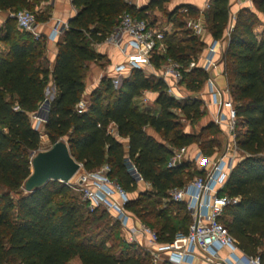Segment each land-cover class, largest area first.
<instances>
[{"label":"trees","instance_id":"obj_1","mask_svg":"<svg viewBox=\"0 0 264 264\" xmlns=\"http://www.w3.org/2000/svg\"><path fill=\"white\" fill-rule=\"evenodd\" d=\"M170 1L150 0L138 7L132 0H72L78 12L62 27L53 70L44 35L35 38L21 30L13 16L0 27V43L4 45L0 47V264L152 261L151 254L139 251L121 236L123 227L109 211L102 207L90 210L68 183L51 180L35 192H20L32 172L33 154L41 147V129L31 119L40 112L45 116L41 126L51 143L67 138L72 156L85 171L95 172L108 164L110 177L130 196L140 182L133 169L141 181L151 185L152 193L141 194L139 199L131 196L126 208L157 232L161 244L188 233L191 214L185 203L171 200L169 192L204 174V170L190 162L173 167L169 164L176 150L193 144L200 145L207 157L217 152L219 144L214 139L222 130L216 123L210 122L196 133L185 130L181 121L185 118L192 126L200 122L206 115L203 102L191 96L179 99L163 78L145 68H132L118 86L112 77H104L101 87L86 100V109H78L86 91L84 70L90 62L103 58L94 43H103L125 12L146 19L153 27L149 11L163 10ZM40 2L0 0V10L15 13ZM254 6L264 14V0H254ZM49 12L47 7L34 13L41 22L49 20ZM253 13L247 8L240 10L223 56L224 73L237 109L236 138L242 156L220 192L238 199L224 208L221 222L244 255L259 257L264 264V33L259 37L254 32ZM198 15L197 7L179 5L171 16L183 29L184 38L165 30L164 48L152 58L157 69L169 58L180 64L181 82L192 92H199L209 79V72L199 64L206 44L187 27V18ZM204 16L214 40H225L231 0H210ZM193 60L198 65L190 68ZM51 75L58 94L44 105ZM146 91L157 93L155 110L140 105ZM148 127L159 133L161 140L150 135ZM206 138L208 144L203 142ZM19 192L15 199L13 194ZM144 199L147 202L143 203ZM110 221L117 227L113 234L109 232ZM111 238L118 241L120 253L108 246Z\"/></svg>","mask_w":264,"mask_h":264},{"label":"built area","instance_id":"obj_2","mask_svg":"<svg viewBox=\"0 0 264 264\" xmlns=\"http://www.w3.org/2000/svg\"><path fill=\"white\" fill-rule=\"evenodd\" d=\"M238 1L246 3L254 0ZM209 7L210 0L206 2L205 8ZM12 16L17 20L21 30L31 32L35 38L43 35L38 30L39 22L34 12L22 9ZM192 29L195 35L201 36L206 27L201 20H196ZM53 32L55 35L62 33L59 23L55 25ZM163 39L164 33L151 27L146 19H137L130 13H123L105 40L121 48L125 53L128 49L130 51L126 55V60L115 67V75L112 76L114 84L118 86L129 69L153 67L152 58L156 52L164 48ZM217 46L216 40L209 46L208 55L201 65L206 71L216 64ZM197 65V61L193 60L190 68ZM162 67V78L168 84L170 92L175 95L176 90L181 88L183 79L180 64L169 58ZM168 79H172L173 82L169 84ZM212 91L213 103L226 110L221 111L216 120V124L225 125L227 128L229 138L225 149L216 159L199 152L196 162L199 163L200 169L204 170V174L194 177L183 187L173 188L169 192L170 199L185 203L191 214L192 222L187 234H179L173 242L161 244L153 228L138 221L127 211L126 207L131 196L110 177L111 168L108 164L95 172H83L78 179L79 183L75 185V189L82 193L90 210L102 207L121 223L127 233L126 241L146 243L153 264H262L259 257L246 256L239 250L236 239L221 222L224 208L238 200L220 193L236 164L237 151H239L236 138L237 109L232 98H225L218 90ZM224 93L230 95L229 88ZM86 106L84 101L80 102L79 112L85 110ZM38 114L35 115L39 116ZM38 119L36 128H39L43 122L42 118ZM183 151L184 149L175 151L169 164L171 167L183 162ZM133 174L138 180H142L135 169ZM224 248L230 251L227 256L220 254Z\"/></svg>","mask_w":264,"mask_h":264},{"label":"crops","instance_id":"obj_3","mask_svg":"<svg viewBox=\"0 0 264 264\" xmlns=\"http://www.w3.org/2000/svg\"><path fill=\"white\" fill-rule=\"evenodd\" d=\"M208 1L209 0H180L179 5L191 4L195 7H197L199 10H202L205 8L206 2H208ZM238 2H239L238 0H231V11L236 12L240 9V7H243V6H240V4ZM132 3L138 5V3H136V1H134V0H132ZM47 7H50V12H49L50 18L47 21L39 22L38 30L47 38V56H48V59L50 61V68H51V70H53L54 65L56 63L57 54H58V43L62 37V33L55 35V33L53 32V29H54L55 25H57L58 23L60 24L61 29H62V27L66 26L68 24L69 20L77 14L78 10L73 5L72 0H41V2L39 3V9L45 10ZM138 7H141V6L138 5ZM12 14L13 13H10L9 11L0 10V27L6 22V20L8 19L9 16H12ZM227 32L228 31H226L225 37H226V35H228ZM200 39L202 41H204L206 44L202 54L199 57V64L203 65L204 60H205V58L209 52V46L211 44H213V42H215V40H214L211 32L207 28L205 29V32L200 36ZM226 39H227V37H226ZM226 39L225 40H218L216 64L214 67H212L208 71L209 72V79L205 82L202 90L196 96H194L195 98H198L203 102V108L206 111V115L204 118L208 119L207 124L210 122L216 123V120L218 118V114L221 111H224V112L226 111L225 108L222 109V107L213 103V91L212 90H218L219 92L224 94L225 98H228V97L231 98V95L224 93L225 90L228 88V81H227L226 75L224 73V62L220 58L221 49L223 48L224 42H226ZM101 44L102 43H97V45H95V49L100 54L107 55V60H110L111 63L106 68V70L108 71V73L111 74V77H112L115 75V67L118 64H120L126 60V55H127V53H130V51L128 49L125 53L121 50V48H118L114 45L111 46L108 44V46H107L108 49H106V51H107L106 52V51H103L101 48L98 47V46H101ZM0 47L3 48L4 45L2 43H0ZM124 47H125V45H124ZM162 50L163 49H161L160 52ZM90 67H91V69H90L91 73L90 74H95V76H96L95 78H97V79L99 78V76H100V78H103V75H102V74H104L103 73L104 72L103 67L99 66L97 64V62L91 63ZM161 68L157 69L153 66V67H149L147 70H148L149 74H154L155 76L162 78V69ZM97 79H95V80L93 79V81L90 80L88 85H91V84L95 85L94 81H96ZM220 81L224 82L226 84L224 89H222L220 87V85H219ZM172 82H173L172 79H168L169 84H171ZM88 85L86 86V91H85L86 95L88 93V88H89ZM94 89H95V87L92 88V90H94ZM178 90H176L175 94L177 93ZM45 93H46L47 99H49L50 101L54 100L58 94V91H57L56 86H55L54 78L52 75L50 76V81H49V84L45 90ZM194 93H196V92H194ZM156 98H157V93L151 92V91L144 92L142 97L140 98L141 107L142 108H150L152 110H155L157 108ZM83 101L86 102V100H84V99H83ZM218 126L222 130L221 133H225L228 136V133L226 132V130H227L226 126L225 125H222V126L218 125ZM114 131H115V128H114ZM147 132L150 135L156 137L158 140H161L159 133H157L153 128L148 127ZM228 138L229 137H227V140H228ZM199 152H201V150H200V148L196 147V144H193V145L185 148L183 151V154H184L183 162H190L194 165L195 168L197 166V169H200L199 163L196 162V156L198 155ZM210 157H211V159H216L219 156H217V152H216L214 155H212ZM237 161L238 160H236L235 163H237ZM229 252L230 251L228 248H224L223 250H221L220 254H221V256H227L229 254ZM201 264H204V263H201Z\"/></svg>","mask_w":264,"mask_h":264},{"label":"rangeland","instance_id":"obj_4","mask_svg":"<svg viewBox=\"0 0 264 264\" xmlns=\"http://www.w3.org/2000/svg\"><path fill=\"white\" fill-rule=\"evenodd\" d=\"M134 1H136V3H138V5L139 6H145V5H147L149 2H150V0H134ZM179 2H180V0H171L170 2H168V3H166L165 4V6H164V9L163 10H151V11H149V13H148V20H149V22L153 25V27L156 29V30H158V31H161V32H164L165 30H168V32H169V34H173V33H175L176 32V36H177V38H184V35L182 34V30L183 29H180V28H178V26H177V22H172L174 19H175V17H172L171 16V13L179 6ZM239 4H240V6H243V7H240V9L238 10V11H236V12H233V11H231V18H230V23H229V25H228V27H227V30L226 31H228L227 32V34L228 35H226V37H227V39H226V42H224V46H223V48L221 49V53H220V58H221V60H223V56H224V53H225V51H226V47H227V44H228V38H229V36H230V33L233 31V29L235 28V25H236V23H237V20H238V17H239V12H240V10L241 9H243V8H247V9H249L251 12H254L253 13V18H254V32L260 37L263 33H264V14H262V13H260V12H258V11H256V9H255V6H254V1L253 2H246V3H244V2H238ZM137 5V6H138ZM206 9H208V8H204V9H202V10H199V15L197 16L198 18H196V19H193V18H187L188 20H187V23H188V25H187V27L188 28H190L192 31H193V29H192V27H193V22L194 21H196V20H201V23L207 28V26H208V22H207V20H206V18H205V16H204V12H205V10ZM30 10L31 11H33V12H38L40 9H39V5H34V6H32L31 8H30ZM186 27V28H187ZM194 32V31H193ZM104 44V45H103ZM108 44L109 45H111V46H113L112 44H110V43H107L106 41H104L102 44H101V46H98L99 48H101L103 51H106V49H108L107 48V46H108ZM95 45H97V43H94V47H95ZM107 52V51H106ZM101 62V63H100ZM100 62H97V64L99 65V66H101V67H103V70H104V74H102L103 75V78L104 77H111V74L110 73H108V71L106 70V68L109 66V64L111 63L110 62V60H107V55H103V58H102V60L100 61ZM224 62V61H223ZM91 63H93V62H90L87 66H86V70H84V79H85V82H86V86L89 84V81L90 80H92L93 81V79L95 80V79H97V78H95L96 76H95V74H90L91 72H90V69H91V67H90V64ZM163 68V67H162ZM161 68V69H162ZM146 70L148 69V68H145ZM147 72H148V70H147ZM149 73V72H148ZM103 78H100V76H99V78L96 80V81H94V83H95V85H88V93H87V95L85 94L84 96H83V99L84 100H88L89 98H90V94L95 90V89H99L100 87H101V81H102V79ZM220 87L222 88V89H224L225 88V86H226V84L224 83V82H221L220 81ZM93 87H95V89L94 90H92V88ZM92 90V91H91ZM202 90V89H201ZM200 90V91H201ZM91 91V92H90ZM199 91V92H200ZM199 92H196V93H194V92H192V91H190V90H188L187 88H186V86L184 85V83H182L181 82V88L177 91V93L175 94L179 99H183V98H186V97H189V96H191V97H194V96H196ZM232 98V97H231ZM39 116H36L35 114H33L32 115V122H33V124L35 125V127H36V125L38 124V122H39V119L38 118H42L43 119V122L45 121V116H44V113L43 112H40L39 114H38ZM207 118H204V119H202L200 122H198L195 126H192L190 123H189V121H187L185 118H181V121H182V123H183V127H184V129L185 130H187V131H194V132H196V133H200V131H201V128L205 125V124H207ZM41 125H42V123H41ZM40 125V127H39V129H41V133H42V138H41V147H40V151H42V150H47V149H49L50 147H52L53 146V144L51 143V141H50V139H49V137L45 134V132H44V129H43V127ZM42 127V128H41ZM227 134H225V133H221V134H219V135H217L216 137H215V141H214V143H216V144H219V147L217 148V156H220V154L224 151V149H225V145H226V142H227ZM210 138H214V137H210ZM65 141H67V138H63ZM203 140V139H202ZM208 141H209V138H206L203 142H207V144H208ZM196 147L197 148H200V145H198V144H196ZM198 151V150H197ZM35 154V153H34ZM33 154V155H34ZM241 154L239 153V151H237V156H236V160H239L240 158H241ZM189 158V157H188ZM194 166V165H193ZM196 168H197V166H196ZM83 172H85V170H84V168L82 167L80 170H79V172L75 175V177L68 183L71 187H72V189H73V191L74 192H76V193H80L81 194V196H82V193L80 192V191H78L77 189H75V185L77 184V183H79V181H78V179L80 178V176L83 174ZM20 192L22 193V192H24L25 193V191H24V187H22L21 189H20ZM20 192L19 193H14L13 194V196H14V198L15 199H18L19 198V194H20ZM153 192V190H152V187H151V185L149 184V183H147V182H144V181H140L139 182V185H138V190L136 191V192H134L131 196L134 198V199H139L140 198V196H141V194H144V193H152ZM82 198H83V196H82ZM152 198H154V197H152ZM145 202H147V200L146 199H144V201H143V203H145ZM115 219V218H114ZM151 220H153V221H155L156 219L154 218V217H151ZM117 230V227H116V225H114V222L113 221H110V227H109V232L110 233H114L115 231ZM121 231V236L124 238V239H126V236H127V233L125 232V230L123 229V230H120ZM113 237V236H112ZM118 241L117 240H113L112 238L110 239V241H109V243H108V246L112 249V250H114V251H116V253H120L121 252V249H120V247L118 246ZM135 246H136V248L139 250V251H141V252H143V253H149L148 251H147V245H146V243L145 242H142V243H140V242H138V241H135V242H132ZM149 255H150V253H149ZM150 258H151V256H150ZM151 260V259H150ZM73 262H79L78 261V259H74L73 260ZM150 264H153L152 263V261H151V263Z\"/></svg>","mask_w":264,"mask_h":264},{"label":"water","instance_id":"obj_5","mask_svg":"<svg viewBox=\"0 0 264 264\" xmlns=\"http://www.w3.org/2000/svg\"><path fill=\"white\" fill-rule=\"evenodd\" d=\"M49 101L46 99L44 105ZM31 164L32 172L23 185L25 193L35 192L51 180L69 183L83 167V164L72 156L69 144L64 139L57 140L47 150L35 153Z\"/></svg>","mask_w":264,"mask_h":264},{"label":"bare ground","instance_id":"obj_6","mask_svg":"<svg viewBox=\"0 0 264 264\" xmlns=\"http://www.w3.org/2000/svg\"><path fill=\"white\" fill-rule=\"evenodd\" d=\"M75 177V176H74Z\"/></svg>","mask_w":264,"mask_h":264}]
</instances>
